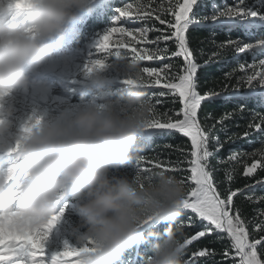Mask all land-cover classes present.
I'll return each mask as SVG.
<instances>
[{
  "label": "clouds",
  "instance_id": "9594fccd",
  "mask_svg": "<svg viewBox=\"0 0 264 264\" xmlns=\"http://www.w3.org/2000/svg\"><path fill=\"white\" fill-rule=\"evenodd\" d=\"M88 0H6L0 3V99L28 84L26 69H36L49 56L47 42L64 39L76 13ZM113 63L91 71L92 82L108 97L75 113H62L25 131L15 148L25 180L16 192L3 191L11 178L0 177V215L17 212L24 227L35 230L54 216L58 202L71 196L80 224L75 230L78 248L94 251L81 264H118L134 247L149 244L144 264H185L186 237L179 225L187 189L164 171L142 172V137L155 118L142 57L119 51ZM67 64V60H65ZM111 68L126 83L117 99L101 70ZM7 127L0 119V133ZM19 145V148H17ZM264 151V149H262ZM131 164L132 176L113 174ZM63 212L61 213V215ZM147 222L163 232H145ZM55 227V225L53 226ZM80 229H83L81 232Z\"/></svg>",
  "mask_w": 264,
  "mask_h": 264
},
{
  "label": "snow or ice",
  "instance_id": "6c2138e0",
  "mask_svg": "<svg viewBox=\"0 0 264 264\" xmlns=\"http://www.w3.org/2000/svg\"><path fill=\"white\" fill-rule=\"evenodd\" d=\"M28 0H19V3H27ZM154 2V0H153ZM198 4V0H175L170 6L164 8L162 5L153 11H160L161 13L170 12L174 16V22L167 21L168 28L174 29L168 35H160L156 38L158 41L173 40L176 50L172 52L175 57H183V68L180 73H173L168 79V69L171 65L165 64L162 69L155 67H144V73L147 74L148 83L145 85L147 89H167L166 93L163 90L154 92V95L165 96L171 95L178 98V102L182 107L179 110L169 109L164 113L157 111L153 104L155 118L151 121L149 129L141 139V143L150 145L154 137H163L180 133L187 137L191 144L190 150L184 157V160L167 161L158 160L154 163V167L161 169V171L168 172H182L185 174L184 183L187 192L186 197L182 201L184 210H190L202 223V230L196 232L191 236V239H186V244L190 245L198 237H205L212 233H226L228 239L231 241V249L234 250L235 256L232 257V264H264L257 253V245L264 248V237L261 239L249 241V234L245 226V221L242 219L239 209L233 211V198L237 196L242 189L232 190L227 188L226 195L222 196L219 191L218 183L213 176V167L210 164V158L213 156V149L210 147V141L213 140L211 132L201 125L198 117V110L201 108L202 102L223 99L226 103H233L238 105V111L242 113L248 104H256L264 108V59H259L258 63L253 62L249 67L253 70L251 75L240 77L247 85V91H239L238 85L235 86L234 91L227 96L222 93L228 89L227 85L221 89V92L209 91L205 94L198 92V65L194 58L193 52L188 46L185 33L191 26H201L210 24L221 30L242 29L244 33L253 39L254 42H244L237 38L235 40L228 39L217 45L219 49L231 48L236 53H245L251 51L253 55L257 52L264 54V38H257L255 33L260 29H264V12L258 10L254 5H250L248 0H238L235 6H226L223 10H215L211 15H204L197 18V14L193 12V7ZM254 4H259L264 8V0H254ZM132 3L125 4L124 7H117L113 21L119 20L120 17H130V9L133 8ZM150 7L143 2L135 4L137 19L147 18V14L141 17L139 14L145 12V9ZM215 9L216 6L213 5ZM156 19L160 24H165V20L161 19L159 15ZM246 22V23H242ZM142 33V39L147 42V28L139 30ZM117 34L119 40L113 41V35ZM125 37H132V39H125ZM139 43L130 29L124 27H110L98 40V53H108L110 50H126L128 53L136 57H142L143 61L152 60L157 57H163L168 51L167 47L164 49L149 50L147 48L138 50L135 45ZM219 53H213L210 59H214ZM207 63V62H206ZM103 59H96L92 61L91 66L87 68L89 72L102 68ZM241 71L245 70L243 63L239 65ZM161 72L164 73L166 82L161 85ZM232 73L228 74L231 78ZM255 82V83H254ZM177 99H173V104ZM171 113V114H170ZM235 113L233 111L226 112L217 123L224 126V121L230 119ZM259 116V123H249V129H255L257 132L264 134V115L255 113L253 119ZM40 121L36 119L33 123L25 127V131H30L36 127ZM212 127H215L213 125ZM249 133L245 132L244 136ZM260 143L264 144V138L260 139ZM214 144L217 146L216 150L223 147V143L218 138L214 139ZM171 147V145H167ZM19 148V145H17ZM15 151V150H14ZM253 155H259L264 159V151L254 152ZM229 159H237L235 156ZM144 160L142 156L141 161ZM182 164H187L186 168L181 167ZM264 167V165H261ZM257 165L253 164L251 167L245 169V175L251 174ZM18 164H13L7 171V178H12L15 174ZM138 170L147 173V168H141L138 165ZM226 180L231 182L233 176L226 173ZM185 180L187 183H185ZM251 199V197H249ZM264 199V198H261ZM64 211L60 209V213L52 216L46 224L38 229L32 230L24 227V221L21 215L17 212H12L5 215H0V264H48L44 258V241L47 239L49 232L53 226L56 225L61 213ZM185 226H192V217H188V222ZM258 231L264 232V224L257 225ZM145 232L157 229L153 228L150 222L144 226ZM151 242V241H150ZM149 242V243H150ZM94 251L93 248H77L65 246L62 252H58L51 257L50 264H81V257ZM211 251H199L194 256L205 257L211 256ZM136 255H140L139 246L136 248ZM224 256L229 257V252L226 250ZM238 257V261L235 259ZM128 264H135V260H130Z\"/></svg>",
  "mask_w": 264,
  "mask_h": 264
},
{
  "label": "trees",
  "instance_id": "16d2710c",
  "mask_svg": "<svg viewBox=\"0 0 264 264\" xmlns=\"http://www.w3.org/2000/svg\"><path fill=\"white\" fill-rule=\"evenodd\" d=\"M146 5L150 14L144 25L149 30V38L151 41H156V38L160 35H168L170 31L167 21L174 22V16L170 12L161 13L158 9L159 6H163L164 0H140ZM220 4V0H216ZM227 4H232V0H225ZM210 3H207L209 7ZM204 0H201L195 12L197 18L203 16L206 8L204 7ZM154 14L159 15L161 19H164L165 24H160V21L156 19ZM87 31L96 32L101 30L104 24H101L99 19L88 20ZM261 38H264V30H261ZM259 32V31H258ZM257 32V33H258ZM188 41V46L193 52V58L195 62L200 65L197 71L198 77V92L205 94L209 91L221 92L224 85L228 86L226 92L222 93L224 96L229 95L234 91L235 86L238 85L240 77L252 74V69L248 68L254 61L252 58L253 53L246 51L245 53H236L233 49H219L217 47L221 42H225L228 39H241L244 42H251L242 29L233 30H221L210 24H204L201 26H191L185 33ZM159 49L167 47L168 51L164 54L165 64L171 65L170 72L180 73L183 68V57H175L172 52L176 50L174 39L168 41H158ZM219 53L214 59H210L213 53ZM207 62V63H206ZM243 63L245 70L241 71L239 65ZM232 73L231 78L228 74ZM239 91H247V85L243 80H239ZM168 92V91H167ZM173 99H177V102L173 104ZM182 105L179 104L178 98H174L171 95H166L163 101L156 108L158 112L164 113L169 109L179 110ZM238 105L233 103H226L223 99H213L202 102L201 108L198 110V117L200 123L207 130L211 132L213 140L210 141V147L213 149V156L210 158V164L213 167V176L218 183L219 191L223 195H226V189L232 190L242 189L236 197L233 198V211L239 209L242 219L245 221V226L249 234V241H254L264 237V232L258 231L257 225L264 224V159L259 155H253L254 152H259L264 149V144L260 143V139L264 138V134L257 132L255 129H249L247 125L249 123H259V116L253 119L255 113L264 115V108L257 106L256 104H248L246 109L240 113ZM229 111H233L235 114L224 121L222 128L221 124L217 121ZM171 114V113H170ZM215 125V127H212ZM248 132V136H244V133ZM218 138L223 147L216 150L214 139ZM190 140L184 137L180 133H175L170 136L154 137L150 145H143V151L140 153L144 157L143 161H140L139 166L141 168H147L148 172L161 171L154 167V163L158 160L176 161L184 160L185 155L190 150ZM171 145V147H167ZM235 156L237 159H229V157ZM253 164H258L256 169L249 175H245V169L251 167ZM181 167L186 168L187 164H182ZM135 169L131 164L120 168L119 170H113V174H127L132 176ZM167 174L175 176L179 180H184L185 174L182 172L168 171ZM226 173H230L233 176L231 182L226 180ZM185 183L187 181L185 180ZM251 197V199H249ZM192 217V226H185L188 222V217ZM202 223L194 213L184 210L182 216L179 218V225L186 237L191 239L192 235H195L197 231L202 230ZM167 225H161L157 231L163 232V229ZM150 245L144 244L139 246L140 255H136V248L129 249L121 261L118 264H128L130 260H135V264H144L145 258L150 254ZM229 252V257L224 256L225 251ZM199 251H211V256L205 257L194 256ZM257 253L259 258L264 261V248L257 245ZM235 256L234 250L231 249V241L228 239L225 233H212L205 237H198L190 245H187L186 253L184 256L185 264H232V257ZM238 261V257L235 258Z\"/></svg>",
  "mask_w": 264,
  "mask_h": 264
},
{
  "label": "rangeland",
  "instance_id": "374dc122",
  "mask_svg": "<svg viewBox=\"0 0 264 264\" xmlns=\"http://www.w3.org/2000/svg\"><path fill=\"white\" fill-rule=\"evenodd\" d=\"M201 1V0H200ZM6 0H0L4 3ZM140 0H88V6L85 10L76 13V18L67 26L64 39H52L47 42L50 49L49 56L36 69H26L28 76V84L25 88H17L11 91L6 97L0 99V119L7 123L6 129L0 133V177H5L7 171L13 164H18L23 156L19 151H10L15 148L17 141L26 135L24 129L33 123L36 119L44 122H54L62 113H75L86 107L89 103L102 104L108 97L102 94V90L92 82V75L87 70L91 66L92 61L96 59H104L108 57L106 63H113L115 57L111 53L119 51L128 54L126 50H110L108 53H98L97 42L100 37L112 26L124 27L133 31L135 39L139 42L135 45L138 50L149 49L155 50L160 48L158 42L149 38L147 32V42L142 39L141 29L147 28L144 25L145 18L137 19L135 4ZM182 3L183 0H180ZM232 4H227L225 0H220V4L216 0H204L206 10L204 15H211L215 10H223L226 6H235L238 0H232ZM132 3L134 6L130 9V17H120L119 20L113 21L114 15L118 16L115 10L117 7H124L125 4ZM163 7L170 6V0L163 1ZM174 4L175 0H171ZM200 3V2H199ZM207 3L209 7H207ZM250 5H254L258 10L264 12V8L259 4H254V0H248ZM199 5V4H198ZM213 5L216 8H213ZM147 17L148 9L140 13L141 17ZM156 16V14H154ZM6 19V17H0ZM99 19L104 24L101 30L96 32L87 31V21ZM246 23V22H242ZM148 29V28H147ZM261 30L255 33L257 38H261ZM250 38V37H249ZM132 39V37H125ZM119 40L117 34L113 35V43ZM251 42H254L251 38ZM164 57H157L152 60L142 61L143 67H155L162 69L165 65ZM253 61L264 59V54L257 52L252 55ZM67 60V64H65ZM250 68V67H248ZM253 71V70H252ZM251 71V72H252ZM171 78L170 69H168ZM101 74L105 76L109 83L104 86L105 89L110 88L113 95L111 99H117L120 95L126 94L125 81L121 76L111 68L101 70ZM147 77V74H145ZM166 82L164 73L161 72V85ZM255 83V82H254ZM163 90L167 93V89H147L149 99L152 104L159 106L165 96L154 95V92ZM258 166V164H256ZM25 180V174L22 168H17L13 177L4 184L3 191L6 193L16 192L19 185ZM63 208V214L60 215L55 227L49 232L47 239L44 241V258L50 264L51 257L62 252L65 246L77 247L76 229L80 224V217L77 215V203L71 196H65L58 202L55 215L60 213ZM190 211V210H187ZM206 223V222H204ZM82 232L83 229H80Z\"/></svg>",
  "mask_w": 264,
  "mask_h": 264
},
{
  "label": "water",
  "instance_id": "95a60500",
  "mask_svg": "<svg viewBox=\"0 0 264 264\" xmlns=\"http://www.w3.org/2000/svg\"><path fill=\"white\" fill-rule=\"evenodd\" d=\"M200 0H198V4H199ZM198 4L196 6L193 7V12H195L196 8L198 7ZM226 234V233H225ZM227 235V234H226Z\"/></svg>",
  "mask_w": 264,
  "mask_h": 264
}]
</instances>
